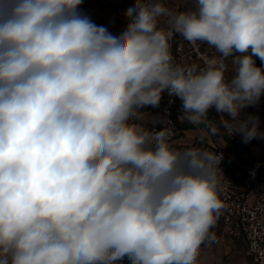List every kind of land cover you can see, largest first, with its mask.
Returning a JSON list of instances; mask_svg holds the SVG:
<instances>
[{"label":"clouds","instance_id":"clouds-1","mask_svg":"<svg viewBox=\"0 0 264 264\" xmlns=\"http://www.w3.org/2000/svg\"><path fill=\"white\" fill-rule=\"evenodd\" d=\"M81 3L0 0V264H195L222 153L133 120L166 92L191 124L214 110L213 134L264 139L242 113L264 96V0H134L117 35ZM176 34L219 55L177 64Z\"/></svg>","mask_w":264,"mask_h":264},{"label":"built area","instance_id":"built-area-1","mask_svg":"<svg viewBox=\"0 0 264 264\" xmlns=\"http://www.w3.org/2000/svg\"><path fill=\"white\" fill-rule=\"evenodd\" d=\"M170 8L180 10L179 6H174L168 0H164ZM164 25V21H161ZM171 43V53L174 61L181 65L197 64L203 66V58L216 56L213 47L207 43L197 42L196 45L185 40L176 34ZM229 74V73H228ZM264 98V96H262ZM182 101L178 97L169 96L165 104L157 107L147 129L160 130L170 128L172 144L181 136L180 116ZM216 113L214 110L210 111ZM217 114V113H216ZM219 116V114H217ZM220 117V116H219ZM264 130V126H261ZM226 133V132H225ZM230 141H242V135L238 133L229 136ZM198 141H201L198 139ZM264 143V139H253L248 143H243L245 147ZM222 153V159L217 170L219 180V196L223 203L215 225L210 230L215 231L219 227L232 237L243 238L247 245V256L253 264H264V171L261 166H245L241 181L225 175V168L228 163V156L223 150H216Z\"/></svg>","mask_w":264,"mask_h":264},{"label":"rangeland","instance_id":"rangeland-1","mask_svg":"<svg viewBox=\"0 0 264 264\" xmlns=\"http://www.w3.org/2000/svg\"><path fill=\"white\" fill-rule=\"evenodd\" d=\"M168 1L183 10L193 7L192 0ZM133 4L134 0H82L79 10L89 16L96 25L105 26L117 35L126 27L128 21L125 12ZM214 51L218 56L219 53L215 49ZM226 62L231 66V58ZM257 64H261L259 59ZM246 250L247 245L243 238L232 237L219 227L211 232L209 239L201 245L195 264H253ZM119 264H130V261L125 258Z\"/></svg>","mask_w":264,"mask_h":264},{"label":"crops","instance_id":"crops-1","mask_svg":"<svg viewBox=\"0 0 264 264\" xmlns=\"http://www.w3.org/2000/svg\"><path fill=\"white\" fill-rule=\"evenodd\" d=\"M161 96L168 97V94L165 92L162 93ZM161 103L160 100L159 106H161ZM156 108L157 107L148 106L147 108L141 109L140 118L134 119L133 122L148 128ZM242 113L257 115L260 119V127L264 126V98L261 97L256 105L243 109ZM219 120L220 117L216 113L209 112L207 121L200 125H196L183 119L181 114L180 127L182 133L181 136L172 143V146L177 149L195 146L212 152L216 150L225 151L229 157V163L225 168V175L233 177L234 180L240 182L244 174V167L247 166L248 163L264 160V143L245 147L242 141H230L222 128L219 133L213 134L211 131L212 126L218 125ZM239 135L241 136V134ZM198 139L201 141H198ZM234 152L237 153V156ZM261 169L264 171V162L261 164Z\"/></svg>","mask_w":264,"mask_h":264},{"label":"trees","instance_id":"trees-1","mask_svg":"<svg viewBox=\"0 0 264 264\" xmlns=\"http://www.w3.org/2000/svg\"><path fill=\"white\" fill-rule=\"evenodd\" d=\"M167 99V97L161 96V105L165 104V100ZM225 137V136H224ZM235 153V152H234ZM235 155L237 156V153H235ZM264 162V160L261 161H257V162H250L247 164V166H254V165H258L261 166V164ZM228 163H229V157H228ZM227 163V164H228Z\"/></svg>","mask_w":264,"mask_h":264}]
</instances>
